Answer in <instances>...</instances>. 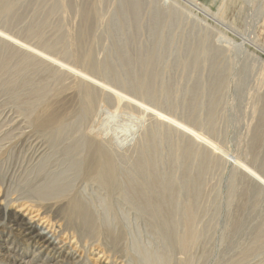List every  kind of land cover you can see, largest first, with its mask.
<instances>
[{"label":"rangeland","instance_id":"374dc122","mask_svg":"<svg viewBox=\"0 0 264 264\" xmlns=\"http://www.w3.org/2000/svg\"><path fill=\"white\" fill-rule=\"evenodd\" d=\"M7 1L10 5L0 3V220L2 214L6 217L3 213L6 210L8 214L19 212L26 218L31 217L36 224L49 222L58 232L54 237L56 245L81 258L75 236L69 237L62 230L58 214L40 208L41 205L28 196V189L49 191L63 186L77 191L101 219L111 220L112 224L118 221L125 234L123 259L127 260L126 264H147L142 259L146 255L163 257V264H264V0H152L160 3L163 10L179 15L180 26H173V32L166 31L165 41H171L166 60H176L175 49L196 47L194 43L202 50L211 47L212 53L215 49L223 52L219 60L224 85L209 125L205 121L200 125L188 118L180 104L175 110L165 107L164 110L159 100L153 105L132 89L109 84L102 65L117 62L115 44L121 47L126 36V31L119 30L112 18L119 0ZM173 19L175 22L176 16ZM146 21L140 35L137 34L139 44L148 42ZM79 33L85 35L86 45L93 53L95 71L87 72L72 57ZM203 43L205 46L201 45ZM205 56L202 53L200 57V61L204 60L201 73L193 71L207 80L209 61ZM48 61L59 66H52ZM74 69L90 74L95 110L89 116L79 111L65 121L63 138L45 144L43 159L48 157V161L28 162V142L16 143L10 133L15 128L5 129L4 119L7 114L19 116L28 125L29 112L34 113L44 102H57L56 109L69 111L74 104L66 102L69 98L66 92L75 85L71 75ZM169 69L165 71L167 81L175 82L179 91L190 88L181 80V67ZM107 86L132 102L116 107L105 97ZM205 94L193 95V98L203 100L204 104L208 93ZM31 98L39 100L28 105ZM164 121L167 126L163 129H170L168 125L173 124L177 130H184L183 125L194 130L189 132L197 138L195 149L200 154L185 167L194 172L207 165L204 173L194 180L203 190L198 204L203 209L198 217L203 220L194 224L195 241L185 251L177 248L173 241L169 243L170 234L164 233L180 232L181 226L175 223L167 230L160 227L159 221L141 214L129 197L124 175L120 177L119 189L108 190L97 181L79 176L81 171L76 172L67 159L70 152L64 151L71 144L77 146L83 142L82 131L88 126L96 134V141L109 145L114 160L119 161L118 156L133 154L146 128L154 129ZM68 133L72 134L66 138ZM178 138L176 161L181 164L184 138L182 135ZM168 152L169 149H164L161 161L166 160ZM125 171L126 178L130 174L127 165ZM181 191L176 190L178 194ZM176 200L177 210H182L185 202L192 203L193 198L178 196ZM49 231L48 234H52L53 230ZM6 235L7 230L0 232V255L5 257L7 246L2 239ZM12 236L18 241L21 239ZM98 251L89 252L88 264H100L96 260L101 254ZM32 255L28 251V258Z\"/></svg>","mask_w":264,"mask_h":264},{"label":"bare ground","instance_id":"6f19581e","mask_svg":"<svg viewBox=\"0 0 264 264\" xmlns=\"http://www.w3.org/2000/svg\"><path fill=\"white\" fill-rule=\"evenodd\" d=\"M119 1V6L112 18L114 17V22L119 30L126 31V36L121 47L115 44L117 62H109L102 65L105 78L108 79L109 84L132 89L135 93L137 92L138 95L142 96L147 103L149 102L153 105L159 100L158 104L163 106V109L165 107V109L175 110L177 105L180 104L182 110L188 114V118H192L197 124L202 125L205 121L209 125L212 114L217 107V102L220 100V91L224 85V73L219 60V56L223 52L215 49L216 52L212 53L211 47L208 50L206 48L202 50L194 43L196 47L187 46L183 50L175 49L176 60H166V56L171 51V41H165L166 31L168 33L171 29V32H173V26L179 25V15L177 16L174 11L169 9H167L168 11L163 10L159 5L160 3H154L152 0ZM7 2V0H0L2 5H7ZM85 14H88V12ZM175 16L176 21L174 22L173 18ZM145 19H147L148 42L147 44H139L138 38ZM76 39L75 52L72 57L87 72L95 71L93 53L86 45L85 35L82 33ZM201 45L205 46L204 43ZM202 53L207 55L205 60L209 61L207 80L197 76L193 71L197 70L199 74L201 73L203 66L201 61L202 63L204 62V60L200 61ZM169 61H172V63ZM48 62L52 66L55 65L52 61ZM172 66L182 68L181 80L182 82L186 81L185 84L190 86L191 89L184 88L179 91L175 82L167 81L168 75L165 71H169ZM73 72L74 74L71 75L75 78V85L70 91L66 92L69 95L66 102L74 104L69 111L56 109L57 102H44L43 104L41 103L40 109L34 113L29 112L28 125L19 116L7 114L6 119H4L6 124L4 123L3 127L5 129H10L14 126L13 128L15 129L11 130L10 133H13L12 136L16 139V143L28 142V162L35 161V163L40 162L42 164L48 158L43 159L44 149H46L45 144L47 142H57L63 138L64 124H67L65 123L66 120L72 119L79 111H84L87 116L94 112L96 98L93 94V81L90 79V74L86 75L85 73V76L81 70L77 69H74ZM81 73L83 76L80 75ZM189 82L190 85H188ZM104 93L107 100L111 103L113 102L116 107H120L121 104H128L131 101L127 96L109 86H107ZM205 93L208 94L207 101L204 104L203 100L193 98V95L199 94L198 96H202L206 95ZM31 99L28 101V105L35 104L39 100L37 98ZM202 111L205 112V115L202 114ZM114 112L117 113V110ZM165 126L167 125L164 121L163 124L160 122L159 126L156 125L154 129L146 128L138 145L133 149V154L126 157L118 156L119 161L114 160V154L109 149L108 144L106 146L96 141V134L93 133L94 131L91 128L88 129V126L83 128L82 131L83 142L77 144V146L71 144L64 151L70 152V156L68 158L66 156V158L70 159L71 166L76 172L81 171L79 176L84 179L97 181L108 190L119 189L120 177L124 175L127 192L131 195L129 197L141 214H146L154 221H159L160 227L167 230L173 227L175 223L181 226L182 230L180 232L170 230L164 231V233L170 234L169 243L173 241L177 248L185 251L195 241L192 233L194 224L203 220L201 216L198 217L203 212V209L198 205L203 196V190L194 180L196 176L204 173L207 165L201 166L194 172L189 167H185L188 161L200 154L195 149L197 138L189 132L194 130L185 125H181L185 131L182 128L177 130L173 124L168 125L170 129H163ZM71 134L68 133L66 138ZM181 135L184 138L183 157L181 164H178L176 161V149L179 145L178 137ZM204 147L207 148V142H205ZM166 148L169 149L166 160L161 161V155ZM121 152L123 153V149ZM202 153L201 156L206 160L207 157L202 155ZM126 165L130 169V174L125 178V174L128 171H125ZM176 167L178 168L177 172L174 171ZM37 173L39 175V172ZM29 184L30 182H28V186H30ZM177 189L182 190L180 194L176 192ZM28 192L30 194L28 196L34 198L41 205L40 208L43 207L58 214L61 221V223L59 221L58 223L69 237L75 236L76 248L81 250L82 256L77 258L73 252H66L56 245L54 237H57L58 232L49 222L36 224L31 217L26 218L19 212L8 214L4 210L3 213L6 217L2 214L0 232L4 233L7 230L8 233L2 239L3 244L7 246V255L5 257L1 253L0 264H88L86 262L88 260L87 255L89 252L97 251V249H99L98 252L101 251V254L96 259L100 264L127 263V260L123 259L125 256V234L122 230L123 228L118 225L117 220L112 224L111 220L101 219L98 214L96 215L90 204L79 197L77 191L57 186L54 190L46 191V189L37 190L35 188L28 189ZM178 196L192 197L193 201L192 203L185 202L182 210H177L178 206L176 207L175 202ZM33 206H36V204L33 203ZM108 210L113 211L112 209ZM50 229L53 230L52 234H48ZM58 231L60 232V230ZM12 235L21 239L18 241ZM28 251L33 253L30 258L27 256ZM146 256L142 259L147 264H163L162 261L165 260L160 256L155 258Z\"/></svg>","mask_w":264,"mask_h":264}]
</instances>
